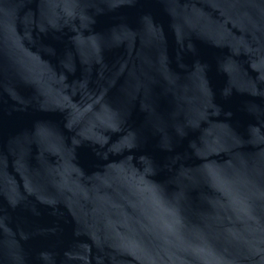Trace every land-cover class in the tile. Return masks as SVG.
Here are the masks:
<instances>
[{"label": "water", "instance_id": "1", "mask_svg": "<svg viewBox=\"0 0 264 264\" xmlns=\"http://www.w3.org/2000/svg\"><path fill=\"white\" fill-rule=\"evenodd\" d=\"M0 264H264V0H0Z\"/></svg>", "mask_w": 264, "mask_h": 264}]
</instances>
